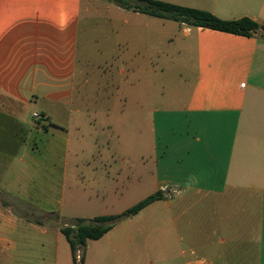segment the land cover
<instances>
[{"label":"crops","instance_id":"obj_1","mask_svg":"<svg viewBox=\"0 0 264 264\" xmlns=\"http://www.w3.org/2000/svg\"><path fill=\"white\" fill-rule=\"evenodd\" d=\"M155 1L264 25V0ZM136 114L143 153L104 156L125 130L134 145ZM47 152L62 193L78 156L80 188L122 210L107 215L162 193L88 240L83 264H264V30L236 35L108 0H0V264H74L61 227L31 216L54 213L31 196Z\"/></svg>","mask_w":264,"mask_h":264},{"label":"rangeland","instance_id":"obj_2","mask_svg":"<svg viewBox=\"0 0 264 264\" xmlns=\"http://www.w3.org/2000/svg\"><path fill=\"white\" fill-rule=\"evenodd\" d=\"M90 53L94 54V51H90ZM92 58V57H91ZM93 59V58H92ZM98 61H101V59H97ZM92 70H96L95 65L91 66ZM147 76V73L145 71H140L138 73V77L140 79L139 82H136V87L132 89L134 91L135 98L133 99L132 103L130 105H136V108L138 105H140L143 102V99L141 97V94L143 92V86L146 84L144 83L145 77ZM124 90V94L127 93V87L122 88ZM131 90V91H132ZM129 91V90H128ZM114 106L119 105V102H116L113 104ZM34 117V116H33ZM35 118V117H34ZM141 117L136 114V124L134 129V145L131 146V131L128 129L125 133H127L128 137L127 139L120 140L118 143H111L110 146L105 148L103 150L104 156L110 157L116 154H121L124 156H127V154L130 155L131 148H134V152L137 155L142 154L143 151H140V144L142 142V135H143V128H147L146 123H143V127L140 129L139 124L137 121H140ZM36 119V118H35ZM142 126V124H140ZM140 129V130H139ZM122 131V130H121ZM48 141H51V138L48 137ZM42 143L40 142V148H42ZM46 145V141L44 143V147ZM48 146V142L47 145ZM76 145H72V150L77 151L78 149ZM48 151V148H47ZM46 157H40L39 158V165L42 168L41 171L33 172V186H32V194L34 198L38 201V206L42 209L53 211V213H38L31 215L32 218L37 220H45L48 221V223L52 224L56 228H60L65 226V224H71L74 222L77 217H91L93 215H107V214H114L121 212L122 210L119 209H112L110 207L101 206L99 204H96L95 201V193L93 190H87L84 191L80 188L79 183L80 179L77 177L79 168H76L77 158L78 156L72 155V164H70L69 168L71 170L70 177H69V183L70 187L67 189L64 193H62L61 189L58 187L60 184L61 178V170L59 169H48V161H47V153L43 154ZM59 164V163H58ZM61 168V165H60ZM61 178V179H60ZM60 179V180H59ZM171 194H175V192H172ZM90 197V199L88 198ZM86 198V200H85ZM3 197H0V200H2ZM125 220V219H124ZM123 220V221H124ZM157 244V243H156ZM78 256L81 257V252H78ZM80 260V258H79ZM156 262L158 259H155Z\"/></svg>","mask_w":264,"mask_h":264},{"label":"trees","instance_id":"obj_3","mask_svg":"<svg viewBox=\"0 0 264 264\" xmlns=\"http://www.w3.org/2000/svg\"><path fill=\"white\" fill-rule=\"evenodd\" d=\"M121 8L141 12L154 17L167 18L181 21L189 25L209 28L221 32L250 36L264 25L260 26L248 18L238 20H222L213 14L171 3L155 0H108ZM162 193L158 192L147 197L133 207L119 215H102L92 219L76 218L71 224L61 227V233L68 241L74 264L84 263V249L88 240H98L108 233L121 220L129 216L137 215L151 203L161 200ZM54 214V213H53ZM78 252H81L80 260Z\"/></svg>","mask_w":264,"mask_h":264},{"label":"built area","instance_id":"obj_4","mask_svg":"<svg viewBox=\"0 0 264 264\" xmlns=\"http://www.w3.org/2000/svg\"><path fill=\"white\" fill-rule=\"evenodd\" d=\"M33 116L38 119V120H41L44 118V116L40 115L39 113H33ZM80 258V256H78V259Z\"/></svg>","mask_w":264,"mask_h":264}]
</instances>
